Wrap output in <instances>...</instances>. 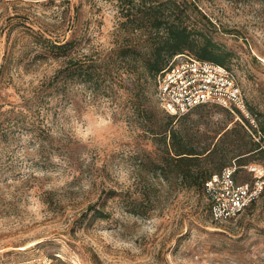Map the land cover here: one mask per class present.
Masks as SVG:
<instances>
[{
    "label": "rangeland",
    "instance_id": "374dc122",
    "mask_svg": "<svg viewBox=\"0 0 264 264\" xmlns=\"http://www.w3.org/2000/svg\"><path fill=\"white\" fill-rule=\"evenodd\" d=\"M177 1L213 23L257 125L220 106L176 117L190 147L214 151L191 169L236 161L250 181L245 167L264 166L246 153L264 123V0ZM129 5L0 0V264H264V194L214 221L196 176L177 174L170 138L155 134L167 116L155 79L113 64L120 46L154 49L151 35L122 31ZM71 57L97 62L100 82L73 73Z\"/></svg>",
    "mask_w": 264,
    "mask_h": 264
},
{
    "label": "trees",
    "instance_id": "16d2710c",
    "mask_svg": "<svg viewBox=\"0 0 264 264\" xmlns=\"http://www.w3.org/2000/svg\"><path fill=\"white\" fill-rule=\"evenodd\" d=\"M140 1L136 3L135 0H128L130 5L126 12L123 13V21L120 24L121 29L130 35H151L150 45L154 49L142 53L133 49L132 45L120 46L115 52L114 65L123 66L130 74H136L139 68H143L148 77L155 79L156 87L157 76L168 66L175 56L180 54L186 53L199 59L211 61L230 68L226 65L227 59L231 56L230 53L222 49L208 36L211 35L210 27L213 26V23L207 20L201 23L198 19L199 17L196 16L193 18V12H200L191 3L188 1L178 2L177 0ZM58 46L59 49L65 51L71 46V42L67 41ZM72 60L74 58L71 57L69 59L70 66H75L73 73L80 72L81 75L87 76L89 80L95 81L96 84L100 82L101 76L95 65L97 62L89 63L90 65L86 67L82 64L77 65ZM141 79L142 74L138 73L136 80L137 88H140L139 83ZM141 113L142 115L149 114L147 111L145 113V110H141ZM236 114L244 116L238 110H236ZM175 118L176 116L167 114L166 123L160 129V132H155V134H160L167 145L168 139L170 138L169 145H171V148H168V152L169 154L171 152L174 153L172 160L177 164V174L185 179L196 176L195 180L189 184L190 187L203 188L204 191L206 182L214 174L220 173L226 167L232 165L239 167V170L242 168L241 165H238L234 161L223 167L217 173L210 172L204 168H199V171H192L191 163L200 162L203 155H209L214 151L206 150L205 152H199L197 149L190 147L181 136L180 131L175 128ZM260 131L264 136V123ZM248 144L250 148L246 153L252 155L261 152L264 154V149L261 145L254 142L251 138Z\"/></svg>",
    "mask_w": 264,
    "mask_h": 264
},
{
    "label": "built area",
    "instance_id": "2783aa9c",
    "mask_svg": "<svg viewBox=\"0 0 264 264\" xmlns=\"http://www.w3.org/2000/svg\"><path fill=\"white\" fill-rule=\"evenodd\" d=\"M157 97L163 110L172 116L187 115L202 105H220L234 114L240 111L257 127L235 71L193 55H177L161 71L157 76ZM255 132L256 141L264 149L262 132ZM245 169L252 174V180L239 181V167L232 165L206 182L204 193L214 221L236 219L264 194V166L251 164Z\"/></svg>",
    "mask_w": 264,
    "mask_h": 264
}]
</instances>
